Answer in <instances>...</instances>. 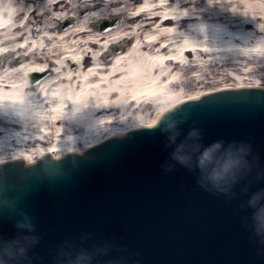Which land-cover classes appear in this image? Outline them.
<instances>
[{"label":"water","instance_id":"obj_1","mask_svg":"<svg viewBox=\"0 0 264 264\" xmlns=\"http://www.w3.org/2000/svg\"><path fill=\"white\" fill-rule=\"evenodd\" d=\"M250 86L205 91L156 125L114 132L82 154L1 159L0 237L33 225L31 264H57L68 245L105 249L94 264H264V88ZM192 129L198 148L187 163L174 159Z\"/></svg>","mask_w":264,"mask_h":264},{"label":"bare ground","instance_id":"obj_2","mask_svg":"<svg viewBox=\"0 0 264 264\" xmlns=\"http://www.w3.org/2000/svg\"><path fill=\"white\" fill-rule=\"evenodd\" d=\"M81 4L91 13L74 17ZM106 15L123 20L102 30ZM61 17L72 24L61 28ZM0 46L16 53L0 73V162L21 154L31 163L44 151L82 152L80 143L86 148L152 125L175 102L212 91L186 93L196 77H185L187 68L199 72L195 87L227 67L264 69V0H0ZM45 69L50 74L33 90L26 77H16ZM69 106L72 114L64 112ZM37 140L50 145L34 150Z\"/></svg>","mask_w":264,"mask_h":264},{"label":"clouds","instance_id":"obj_3","mask_svg":"<svg viewBox=\"0 0 264 264\" xmlns=\"http://www.w3.org/2000/svg\"><path fill=\"white\" fill-rule=\"evenodd\" d=\"M168 128L171 129L170 140L174 142L180 134L176 127V121L168 123ZM198 136L197 129L190 130L188 138L178 144L173 152L174 159L187 163L191 159L192 153L198 148L194 142V138ZM189 139L193 142L189 143ZM257 216L261 226L264 227V209H261ZM18 227L21 231L14 237L8 239L0 237V264H31L30 252L33 246L39 242V236L34 233L33 225L30 223H19ZM105 254V249L101 247L87 249L68 245L60 252L57 264H94L96 259Z\"/></svg>","mask_w":264,"mask_h":264},{"label":"rangeland","instance_id":"obj_4","mask_svg":"<svg viewBox=\"0 0 264 264\" xmlns=\"http://www.w3.org/2000/svg\"><path fill=\"white\" fill-rule=\"evenodd\" d=\"M18 3H21V4H24L25 3V0H17ZM27 4H29L27 2ZM26 4V5H27ZM92 5V4H91ZM89 5H86V4H81L79 5L78 7H76V9L73 10L72 14H75L74 17L76 16H80V13L83 12L82 16L84 15H87V14H90L91 13V8L88 7ZM30 8V7H29ZM29 15L28 13L26 14V16ZM118 16V22H117V25L119 23H121V21L123 20V17L120 16V15H117ZM29 17L34 20V16L33 15H29ZM105 19H109L110 17L108 15H106L104 17ZM67 17H61L60 19V27L62 28L64 26L65 23H67ZM70 24H72V22H70ZM9 42V41H8ZM54 43L51 42L49 44H47V48L49 46H52ZM127 44H125V47H126ZM0 73L2 71V69L8 64L10 63V61L14 58V56L16 55V53L14 52L15 50H12V49H4V47L0 46ZM106 55V54H105ZM107 61V60H105ZM44 63H46L45 61H43ZM43 63V64H44ZM49 69L51 70H57V69H60L58 68L56 65L52 66V65H48ZM69 68L70 69H74L76 67V65H74V63L70 62L68 64ZM250 69H254L253 71H249L248 73L244 72L243 69H236V68H232V67H227L225 70H222L224 73H220V74H210V76H213L212 78H208L210 81L209 82H205V83H201L200 85H197V87H195V79L198 78L199 76V72L195 69V68H187L185 69V77H188L190 78L191 76H196L194 77L193 79H191L185 86V89H186V93H190V92H193V91H197L198 89H208V90H215V89H218L220 87H222L223 85H226V86H229L230 85H233V86H236V85H239V84H242V83H247V85H251L252 82H256V84L258 85H262V87H264V69L260 67V65L258 66V63H253L252 64V67H250ZM44 71H50L48 69H45ZM227 73V74H226ZM29 74L30 73H27L26 76L23 72H19V74H17L16 77H19V78H24L26 77L27 78V81L29 82V87L27 89H30V90H33V88L36 86V84H32L30 81H29ZM47 74H50L47 73ZM198 74V75H197ZM202 76V75H201ZM160 107L161 106H158L156 108H151V114H147L145 113L144 116H148V117H153L155 115V113H157V111L160 110ZM64 112L65 113H68V114H72L73 111H72V108L69 106L68 108H64ZM119 113V112H118ZM116 113V114H118ZM130 121V120H129ZM8 131L5 132L6 135H10L12 133V130H10L11 128H7ZM17 135H20V137L24 138L26 136L25 133H22V131L20 129H18L16 131ZM3 134V132H0V136ZM54 138L55 136L52 137L53 140H49V143H51L52 141H54ZM98 138V137H95V139ZM58 139H61V142H66L68 140V137L64 136V135H60L58 137ZM46 144L44 142H41V140H37L36 142H34V150H36L37 147H40V146H48L50 144ZM78 147H81L83 148L84 147V143H80L78 145ZM37 152L34 153V155H36Z\"/></svg>","mask_w":264,"mask_h":264}]
</instances>
